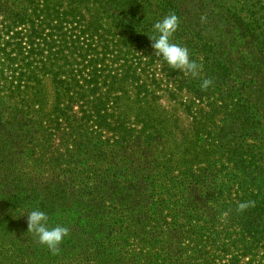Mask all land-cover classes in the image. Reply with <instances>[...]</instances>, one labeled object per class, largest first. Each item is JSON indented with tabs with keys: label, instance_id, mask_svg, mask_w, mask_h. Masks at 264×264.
<instances>
[{
	"label": "trees",
	"instance_id": "obj_1",
	"mask_svg": "<svg viewBox=\"0 0 264 264\" xmlns=\"http://www.w3.org/2000/svg\"><path fill=\"white\" fill-rule=\"evenodd\" d=\"M0 264H264V0H0Z\"/></svg>",
	"mask_w": 264,
	"mask_h": 264
},
{
	"label": "rangeland",
	"instance_id": "obj_2",
	"mask_svg": "<svg viewBox=\"0 0 264 264\" xmlns=\"http://www.w3.org/2000/svg\"><path fill=\"white\" fill-rule=\"evenodd\" d=\"M179 111H181V110H179ZM187 122V118L185 117V115H182V117H181V124L182 123H186Z\"/></svg>",
	"mask_w": 264,
	"mask_h": 264
}]
</instances>
